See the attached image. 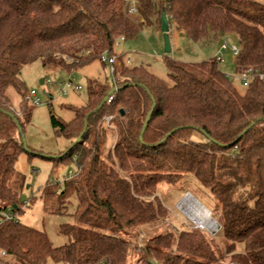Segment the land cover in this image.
<instances>
[{
    "label": "trees",
    "instance_id": "trees-1",
    "mask_svg": "<svg viewBox=\"0 0 264 264\" xmlns=\"http://www.w3.org/2000/svg\"><path fill=\"white\" fill-rule=\"evenodd\" d=\"M134 2L135 10L131 0H0V210L14 215L0 219L5 264H129L130 230L166 219L171 210L163 201L174 205L187 192L220 228L157 234L136 264H264V82L256 78L239 88L215 56L167 58L169 81L144 65L124 64L111 101L96 111L111 87L90 79L88 102L72 107L70 121L51 113L53 128L71 144L87 124L81 140L55 160H75L79 169L61 191L77 198L74 222L61 227L68 242L54 246L46 231L18 217L27 201L21 200L25 179L15 161L23 150L34 154L22 137L31 114L20 79L24 65L39 59L46 69L75 68L101 60L120 36L161 28L165 13L170 26L195 42L236 35V72L264 68V0ZM11 87L22 96L19 116L9 106ZM106 115H113L116 128L107 151Z\"/></svg>",
    "mask_w": 264,
    "mask_h": 264
},
{
    "label": "rangeland",
    "instance_id": "rangeland-1",
    "mask_svg": "<svg viewBox=\"0 0 264 264\" xmlns=\"http://www.w3.org/2000/svg\"><path fill=\"white\" fill-rule=\"evenodd\" d=\"M171 50L166 53L164 50V33L161 28L145 26L137 37L120 39L114 45L111 55L116 56V71L113 74L107 63L99 58L93 59L75 68L58 67L46 69L41 60L22 67L20 79L23 82V92L30 105V118L23 129L25 146L34 154L23 150L15 161L17 171L24 176L25 187L21 193L23 203L18 217L22 223L46 231L52 244L59 246L68 242V237L61 233V227L65 223L74 222L72 213L77 206L75 193H61L65 180L78 172V165L75 160H65L56 164L55 160L63 154L71 145V139L59 135L52 126L51 113L64 121H70L74 117L72 107H81L87 104L89 99L88 83L90 79L109 85L111 88L118 86L122 81L124 64L144 65L161 78L169 81V68L166 59H175L184 62H198L214 57L220 49L219 39H211L205 43L195 42L186 34H181L174 26L169 30ZM229 37L238 43L236 35L229 34ZM221 39V38H220ZM119 55L122 59H119ZM224 60L218 62L222 72L234 77L235 56L229 52L223 56ZM129 61V62H128ZM41 80H44L41 82ZM70 81L72 86L63 90V84ZM235 84L242 89L240 83ZM74 86H80L75 90ZM35 90L41 102L36 104L30 98L29 93ZM11 99L10 107L20 108L22 101L21 93L14 87L9 89ZM36 98V97H34ZM18 116L20 111H16ZM106 115L104 125L108 128L105 150L113 149L116 140V128L113 121L108 120ZM201 139L200 134L195 135ZM86 142L85 146H88ZM63 152V153H62ZM49 157V158H48ZM110 160L108 161V163ZM72 171V174H70ZM74 178V177H73ZM170 185H165L164 191H168ZM54 191V193H53ZM52 192V195H47ZM178 192H174L177 194ZM190 192L177 197L174 205L163 201L164 205L171 211L164 220L145 224L130 230L132 239L130 244L129 264H136L141 248L153 236L167 231H176L184 226L194 227L196 224L191 217V209L194 203L186 196ZM192 194V193H190ZM48 196V197H47ZM194 196V195H193ZM207 203V200L200 196ZM189 200V201H188ZM186 208V209H185ZM191 208V209H190ZM10 212L6 209L2 212ZM216 224L212 226L199 227L198 229L208 233H216L220 228L217 219L211 214ZM3 264V263H2ZM48 264H63L51 259Z\"/></svg>",
    "mask_w": 264,
    "mask_h": 264
},
{
    "label": "built area",
    "instance_id": "built-area-1",
    "mask_svg": "<svg viewBox=\"0 0 264 264\" xmlns=\"http://www.w3.org/2000/svg\"><path fill=\"white\" fill-rule=\"evenodd\" d=\"M131 10H135L134 0H131ZM120 38L123 39V36H120ZM221 39H222V42L220 44V49L215 54V58H216L217 62H222L224 60L223 56L225 53L231 52L236 57L239 54V50H240L239 44L234 43V41L228 35L222 36ZM101 60L104 63H107L109 65L110 70L114 74L116 71V56H114V55L113 56H111V55L107 56L104 54L101 57ZM234 78L237 79L239 81V83L244 87H248L249 84L251 83V81L256 79V78H258L259 80L264 82V68L262 69V68L250 67L246 70L236 72L234 75ZM71 86H72L71 82L68 81L65 84H63V90L66 91V89L70 88ZM73 88L75 90H79L80 86H74ZM29 96L31 99H33V101L36 104H39L41 102V99H40V97L37 96V93L35 90H31L29 93ZM34 97H36V98H34ZM111 99H112V95L110 96L108 101H111ZM107 119L110 120L111 116H108ZM70 174H72V171H70ZM13 217H14V215L11 212L4 211V212L0 213V219H10ZM199 227H204V226H199ZM199 227L196 224V226H194L192 228H199ZM211 234H214V233H211ZM7 259H8V253L5 250L0 249V264H2V263L5 264V261Z\"/></svg>",
    "mask_w": 264,
    "mask_h": 264
},
{
    "label": "water",
    "instance_id": "water-1",
    "mask_svg": "<svg viewBox=\"0 0 264 264\" xmlns=\"http://www.w3.org/2000/svg\"><path fill=\"white\" fill-rule=\"evenodd\" d=\"M161 29L164 33V50L166 53H168L170 50H171V44H170V35H169V30H170V25H169V22H168V19H167V16L165 13H162L161 15ZM222 42V39H219V44H221ZM44 80H41V82H43ZM117 90L116 87H112L108 93L106 94V96L103 98L101 104L94 110H99L106 102H108L110 96ZM121 113H124L123 110H121ZM11 114V113H10ZM12 115V114H11ZM149 118H150V113L148 114L145 122H144V126H143V130L141 132V135H140V138L142 139V136H143V132H144V129L146 128L147 124H148V121H149ZM18 129H19V132L22 133V129L21 127L18 125ZM87 129V124H85L84 126V129L83 131L80 133V135L74 140V142L70 145L69 148H72L74 145H76L82 138L83 134L85 133ZM22 137H23V133H22ZM23 142H24V138H23ZM24 147L25 149H28L26 146H25V143H24Z\"/></svg>",
    "mask_w": 264,
    "mask_h": 264
},
{
    "label": "bare ground",
    "instance_id": "bare-ground-1",
    "mask_svg": "<svg viewBox=\"0 0 264 264\" xmlns=\"http://www.w3.org/2000/svg\"><path fill=\"white\" fill-rule=\"evenodd\" d=\"M186 198H189L194 203L193 208H190L192 210L191 217L194 223L198 226L214 225L215 227L216 222L214 219H212L209 209L204 206L195 196H193V194L189 193Z\"/></svg>",
    "mask_w": 264,
    "mask_h": 264
},
{
    "label": "crops",
    "instance_id": "crops-1",
    "mask_svg": "<svg viewBox=\"0 0 264 264\" xmlns=\"http://www.w3.org/2000/svg\"><path fill=\"white\" fill-rule=\"evenodd\" d=\"M218 42H219V40H218Z\"/></svg>",
    "mask_w": 264,
    "mask_h": 264
}]
</instances>
